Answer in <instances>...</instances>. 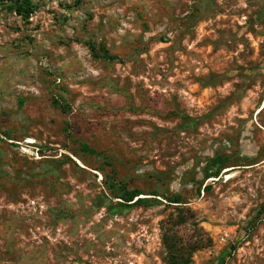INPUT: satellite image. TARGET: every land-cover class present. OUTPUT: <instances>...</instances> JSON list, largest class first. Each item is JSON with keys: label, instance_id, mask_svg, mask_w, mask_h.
Wrapping results in <instances>:
<instances>
[{"label": "rangeland", "instance_id": "374dc122", "mask_svg": "<svg viewBox=\"0 0 264 264\" xmlns=\"http://www.w3.org/2000/svg\"><path fill=\"white\" fill-rule=\"evenodd\" d=\"M28 1L0 0V264H167L165 236L264 264V0Z\"/></svg>", "mask_w": 264, "mask_h": 264}, {"label": "trees", "instance_id": "16d2710c", "mask_svg": "<svg viewBox=\"0 0 264 264\" xmlns=\"http://www.w3.org/2000/svg\"><path fill=\"white\" fill-rule=\"evenodd\" d=\"M11 5L9 6V11L13 12L16 16H19L20 18L27 20L31 13V3L28 0H23L20 2H13L12 0H9ZM90 51L95 54L94 46H90ZM100 50L104 51L103 48H100ZM97 56V55H96ZM104 57H108L107 53L104 51L103 53ZM110 58V57H108ZM83 150H87L85 147H82ZM141 195L138 191H132V192H123V195H119L117 197L118 199L124 201L125 203H130L133 201V199H136L134 203H141L142 201L138 199V197ZM169 203L174 205L181 204L179 201V198H175L173 201H169ZM177 239H170L167 236L164 237L163 243L166 249V258H167V264H189V254L187 256H184V254L187 253V249H184L182 246H177L178 242Z\"/></svg>", "mask_w": 264, "mask_h": 264}]
</instances>
